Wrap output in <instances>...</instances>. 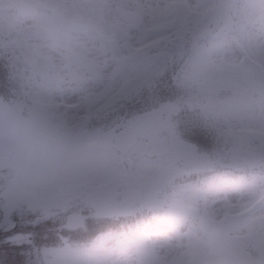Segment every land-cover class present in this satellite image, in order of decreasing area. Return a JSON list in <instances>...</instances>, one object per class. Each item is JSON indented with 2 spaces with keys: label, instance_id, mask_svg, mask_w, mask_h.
<instances>
[{
  "label": "rangeland",
  "instance_id": "374dc122",
  "mask_svg": "<svg viewBox=\"0 0 264 264\" xmlns=\"http://www.w3.org/2000/svg\"><path fill=\"white\" fill-rule=\"evenodd\" d=\"M0 36L38 66L29 99L0 100V177L13 176L0 228L25 211L68 209L76 234L94 219L163 212L172 226L90 256L67 240L44 251L47 264H264V0H0ZM142 103L156 110L136 115ZM143 116L159 142L120 155L116 132ZM197 126L225 143L220 162L186 143ZM213 162L225 170L208 176ZM189 174L205 187L181 185Z\"/></svg>",
  "mask_w": 264,
  "mask_h": 264
},
{
  "label": "trees",
  "instance_id": "16d2710c",
  "mask_svg": "<svg viewBox=\"0 0 264 264\" xmlns=\"http://www.w3.org/2000/svg\"><path fill=\"white\" fill-rule=\"evenodd\" d=\"M11 4V1H8ZM81 26H85V23H80ZM17 34H14L15 40H25V36L21 34L20 38H17ZM9 37L0 36V100L9 102L10 100H22L26 97L29 99L34 90L35 82L33 80L34 75L32 70L37 66L34 61H29L26 66L21 62L25 60V56L15 51L11 52L10 47H6L5 43L9 41ZM162 43V42H161ZM34 48V46H30ZM130 50V49H129ZM17 58L19 65H15L10 60ZM21 68V69H20ZM179 66H172L168 71L161 73L160 78H165V83L172 85L174 82V71ZM21 73H25V77H21ZM173 74V75H172ZM29 76L30 81L24 84L23 80L26 76ZM32 79V80H31ZM121 91L130 102V96L134 97L131 91V83L127 80L123 82ZM172 94H165L161 99L164 100ZM121 101V98H119ZM158 101V100H157ZM143 104L146 103H142ZM153 105V106H151ZM150 106H143L138 109L136 115H142L144 113L152 112L154 104ZM159 108V107H157ZM126 118H132L135 116V112L124 115ZM195 116V115H193ZM184 128V125H180ZM194 128V135L189 133L183 134L186 143L195 146L196 151L199 153L207 152L209 156L216 160L221 161L218 157V152L223 155L225 152V143L218 140L211 146L210 140L204 131V127ZM211 152V154L209 153ZM264 162V159H262ZM264 165V163H263ZM225 170L223 163L213 162L212 173L208 170L207 175H213L215 172L220 173ZM244 171V172H242ZM241 172L244 176H250L248 173H253L254 170H249L244 166ZM247 171V172H246ZM241 172L231 171V174L237 177ZM13 176L8 173L5 176L0 177V204L3 203V190L8 186ZM205 175L201 174H189L179 180L181 185L188 187L189 185H196L204 187ZM83 206V205H82ZM88 213L89 207L85 208ZM72 212L68 209L65 211H58L53 209V212L47 215H36L34 212L25 211V214L17 216L14 220V226L11 230L0 228V264H47L52 256L46 250H56L65 248V242L68 240L69 245H77L78 251L81 254L90 256L92 253L97 252L99 248H103L108 239L111 240H123L131 239L133 234H138L140 237L149 234V231L154 229L163 228L165 223L161 221L162 218L155 216L153 212H141L136 213L131 217H112L99 220L90 221L80 234L68 233L65 230V224L67 218ZM168 215V214H166ZM163 217V216H161ZM0 216V220H1Z\"/></svg>",
  "mask_w": 264,
  "mask_h": 264
},
{
  "label": "water",
  "instance_id": "95a60500",
  "mask_svg": "<svg viewBox=\"0 0 264 264\" xmlns=\"http://www.w3.org/2000/svg\"><path fill=\"white\" fill-rule=\"evenodd\" d=\"M83 71L85 72L86 69H83ZM139 139L148 141L146 146L147 149L153 147V145L157 144L160 140L159 135L156 134L154 122L150 121L147 117H140L131 127L119 131L115 135L114 143L118 152L128 154V152L134 148Z\"/></svg>",
  "mask_w": 264,
  "mask_h": 264
}]
</instances>
